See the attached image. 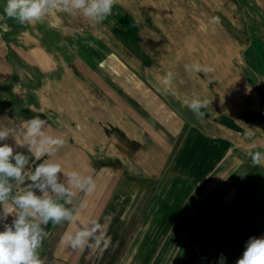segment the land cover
<instances>
[{
    "label": "crops",
    "instance_id": "crops-1",
    "mask_svg": "<svg viewBox=\"0 0 264 264\" xmlns=\"http://www.w3.org/2000/svg\"><path fill=\"white\" fill-rule=\"evenodd\" d=\"M216 1L223 53L205 63L178 60L171 74L164 71L171 61L148 60L127 16L116 17L115 32L100 37L96 27L86 33V25L71 23L65 13L56 27L47 18L21 25L3 14L6 0H0V126L46 120L50 133L66 141L55 161L95 180L92 195L75 197L90 203L84 217L122 220L101 224L111 236L97 264L102 256L117 264V250L122 259L147 216L172 213L163 211L166 198L175 199L168 208L178 205L185 219L164 228L203 231L178 242L180 256L190 248L186 264H236L250 238L264 237V168L247 155L264 152V0ZM148 33L141 31L142 43L150 42ZM192 98L209 101L201 119L184 103ZM3 143L28 155L32 169L49 158L35 162L12 136ZM11 222V216L0 221V230ZM67 230L53 223L44 228L38 255L45 264L52 254L77 251L61 244Z\"/></svg>",
    "mask_w": 264,
    "mask_h": 264
},
{
    "label": "clouds",
    "instance_id": "clouds-1",
    "mask_svg": "<svg viewBox=\"0 0 264 264\" xmlns=\"http://www.w3.org/2000/svg\"><path fill=\"white\" fill-rule=\"evenodd\" d=\"M115 3L116 0H6L3 14L21 25L47 18L56 27L61 23L59 14L70 12L102 23L111 15ZM191 70L208 71L199 65H192ZM184 103L198 119L203 118L202 109L209 105L207 99L199 98ZM10 136L16 146L27 149L35 162L45 156L49 158L32 169L28 167V155L14 154L11 144H0V221L6 222L9 216L12 217L11 224L5 223L4 230H0V264H42L38 249L47 235L44 228L49 223H67L68 230L63 234L61 244L71 250L83 251L106 245L105 227L81 214L86 201H80L78 206L74 203L78 193L90 196L95 192V180L75 170H64L53 158L66 141L54 137L47 121L39 117L21 121L17 129L0 126V141ZM247 155L253 166L264 168V152ZM60 173L65 182H60ZM26 182L23 191H13ZM236 264H264V237L250 238Z\"/></svg>",
    "mask_w": 264,
    "mask_h": 264
},
{
    "label": "rangeland",
    "instance_id": "rangeland-1",
    "mask_svg": "<svg viewBox=\"0 0 264 264\" xmlns=\"http://www.w3.org/2000/svg\"><path fill=\"white\" fill-rule=\"evenodd\" d=\"M221 14L220 1L216 0H116L111 15L97 25L78 12L65 13L71 23L86 25V33L96 27V31H93L98 36L115 32L113 29L115 23L120 20L119 16H127L135 22L137 45L149 49L148 60L160 64L171 61L164 64V71L166 73L170 71L171 74L178 71L176 64L178 60L183 62L184 59L186 64L192 63L193 60H201L205 63L214 60L218 54L223 53V20ZM116 17L119 18L118 21L115 20ZM143 29L152 35L149 43L147 41L142 43L141 31ZM114 45L118 47L117 41ZM184 75L191 76L188 72ZM83 197H78L74 203L78 206L80 199L84 200ZM174 200V198L162 200L167 205V207H163V211L174 209L172 213L160 212L156 215L147 216L146 225L141 229L138 238L132 241L131 247L127 248L122 259H120L122 250H117L116 260L119 261L117 264H186L188 258L186 253H190V248L187 250L188 252L183 251L180 256L182 246L178 242L182 238L187 240L194 233L193 230L196 232V236L201 235L203 231L201 227L189 230L164 228L168 222L175 221L178 224L185 219L183 214L176 211L178 205H172V208H168V204ZM176 201L178 203V200ZM88 203L81 210L83 216L89 214L86 211L88 210ZM96 221L110 227L122 222L120 218H110L105 223L102 218H98ZM53 228L63 230L68 228V225L67 223L53 224ZM110 236L111 234H106V239H110ZM102 247L103 244L100 247H95L94 250L85 248L80 252L81 256H78L77 251L64 252L63 257L52 254V256L47 257V264H97L98 254L103 252ZM201 250L203 252L204 248ZM178 256L182 257L180 261L177 259ZM67 258L69 259L67 260ZM105 259L104 256L101 257L102 264H105ZM41 261L43 264L46 263V260L42 259Z\"/></svg>",
    "mask_w": 264,
    "mask_h": 264
}]
</instances>
